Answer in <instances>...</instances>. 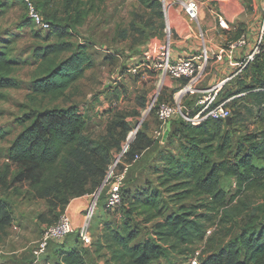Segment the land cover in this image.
<instances>
[{
	"label": "trees",
	"instance_id": "1",
	"mask_svg": "<svg viewBox=\"0 0 264 264\" xmlns=\"http://www.w3.org/2000/svg\"><path fill=\"white\" fill-rule=\"evenodd\" d=\"M75 2L48 0L36 4L45 19L52 21L48 31L62 32L56 42L35 50L42 71L33 81L32 99L38 96L56 102L94 65L86 45L76 48L66 42L65 30L69 27L55 23L65 20L70 23L71 19L63 16L79 10ZM147 4L164 21L160 1ZM86 15L84 10L75 24H81ZM66 52L71 55L57 61ZM259 59L253 64L252 82L245 84L243 81L241 90L247 92L248 97L256 93L257 99H264V92L254 91L257 86H264L261 80V77L264 79V60L259 63ZM14 65L6 53L0 52V97L3 89L15 86ZM260 104L258 130L244 135L238 132L241 136L236 145L234 136L240 122L235 116L229 121L208 119L197 126L183 118L168 124L172 133L166 145L169 147L176 141L178 146L161 157L163 167L158 185L165 190L155 188L143 193L137 197L138 205H132L127 211L132 215L137 206L144 208L145 223L152 224V232L146 239L137 240L139 233L128 219L117 227H105L97 238V251L106 250L104 264H156L173 252L193 255L199 242L206 244L200 264H264V221L255 207L264 199V105L262 101ZM87 126L88 118L75 105L57 104L38 110L15 138L0 182L7 189L15 188L16 192H21L20 186L27 187L33 198L45 200L52 209H65L73 198L95 193L102 186L116 154L122 150L131 124L127 115L119 113L100 135L89 132ZM154 145L161 146L148 133L139 131L123 158L134 161L137 155ZM258 162L263 165L259 166ZM12 168L15 170L9 177ZM227 179L236 183V191L231 194L222 187ZM123 188L124 185L121 208L125 205ZM164 192L169 194V200ZM13 221L8 201L0 199V243ZM215 225H231L229 238L218 241L217 233L209 237L208 231ZM55 264L89 263L82 249L72 247L63 252Z\"/></svg>",
	"mask_w": 264,
	"mask_h": 264
},
{
	"label": "rangeland",
	"instance_id": "2",
	"mask_svg": "<svg viewBox=\"0 0 264 264\" xmlns=\"http://www.w3.org/2000/svg\"><path fill=\"white\" fill-rule=\"evenodd\" d=\"M34 1L39 4L48 0ZM151 2L153 0H76L75 5H78L79 10L72 15L63 16L65 19H71L70 23L68 20L55 23L64 28L69 27L65 30L66 42L76 48L81 44L86 45L93 57L94 65L66 93L65 97L51 103L48 98L36 96L32 99L33 81L37 73L42 71L40 62L36 61L35 50L56 42L62 31L49 32L35 27L29 21L28 11L22 0H0V52L6 53L15 63V71L12 74L15 86L3 89V96L0 97V175L9 162L8 157L17 135L30 123V119L38 110L50 105L60 104L65 107L75 105L81 108L88 118L87 130L96 135L104 133L116 114L127 115L131 130L123 143L124 146L129 140L130 145L134 144L139 131L148 133L151 137L152 127L156 129L161 126L155 108L150 109V107L152 104L157 105V100L169 101L171 96L166 86L175 83L170 78L160 82L156 73L142 71V67H139L142 63V52L163 46L170 39L164 32L162 17L156 14L153 7L148 6L147 3L150 5ZM84 10L87 11L84 21L75 24L76 18L78 15L82 16ZM253 14L255 13L252 9L248 10L249 16ZM260 14L261 19L264 18V9ZM117 53L120 55L117 56ZM70 55V52L63 53L57 61ZM261 80L264 81L262 77ZM255 81L259 85V82ZM246 99L251 107L245 105V109L235 103V100L232 101V116L237 117V121L240 122L236 128L234 145L238 142L239 136L258 130L260 107H262L260 102L262 101L264 105V99L263 97L257 99L256 93H252ZM186 101L187 99L185 104ZM181 119L180 116L170 122ZM132 132L134 134L130 137ZM238 132H241V135ZM163 146L154 145L150 150L143 151L137 161L129 160L128 157L121 158L123 163L130 166L123 188L125 205L119 210L110 211L107 207L106 193L100 195L92 222L95 246L84 248L81 240L73 234L62 243H51L40 264L44 261L55 264L62 253L72 247L82 249L89 264H96L97 261L104 264L106 250L97 251V238L105 227H117L127 219L132 228L139 233L137 240L150 236L152 224L145 223L147 218L143 213L145 209L137 206L132 215H128L127 211L132 205H138L137 197L159 188L158 178L163 167L161 157L166 151L176 149L178 143L174 141L169 147L168 144ZM258 165L262 166L263 163L258 162ZM14 170L12 168L9 177ZM20 187L21 192H16L15 188L7 189L0 182V199L8 201L14 216L13 225L8 229L4 241L0 243V251H2L0 264L32 263V252L37 241L42 238L45 229L59 219L64 209H52L45 200L33 198L27 187ZM222 187L229 194L236 191V183L233 179L225 180ZM159 189L165 190V188ZM163 194L167 200L170 199L169 194L166 192ZM255 207L257 214L264 221V199H260ZM233 227L238 231L235 226ZM230 229L231 225L223 227L215 225L207 235L212 237L217 233L218 241L228 239L231 235ZM195 248L205 249L206 244L199 242ZM191 255V252L188 256L176 252L169 253L156 264H186Z\"/></svg>",
	"mask_w": 264,
	"mask_h": 264
},
{
	"label": "built area",
	"instance_id": "3",
	"mask_svg": "<svg viewBox=\"0 0 264 264\" xmlns=\"http://www.w3.org/2000/svg\"><path fill=\"white\" fill-rule=\"evenodd\" d=\"M27 8L28 16L35 27L48 31L52 28L42 12L38 9L34 0H22ZM162 5L164 16V32L170 39L163 45L162 53L153 63H146L149 69L158 72L160 82L167 78L174 80H183L184 84L175 92L172 101H156V109L158 118L161 121V126L154 129L152 136L161 145L166 144L165 133L168 123L177 117H182L186 122L195 126L202 124L208 119L228 120L232 117V104L236 97L245 96L248 93L244 92L237 96L218 100L217 94L223 87V83H218L214 86L213 96L199 100L201 106L198 111L193 108H188L185 100L200 92V84L204 80L206 71L205 64L208 61V54L205 52L204 57L199 60L183 59L177 63L171 62L170 47L172 43L173 33L176 27L190 21H198L200 18V2L199 0H159ZM264 9V7H263ZM219 24L223 28H227V21L219 18ZM248 46H251L250 51L245 56L241 63V69L253 65L261 56L264 55V21L255 37L251 39L248 32H243L237 39L230 40L223 48V53L230 58H234L236 53ZM257 92H264V86L254 89ZM130 142V140H129ZM129 142L126 146L123 145L122 150L115 157V160L109 166L107 175L103 182L101 193L97 191L92 194L73 198L67 207L61 213L59 219L49 225L42 238L37 241L33 249L34 260L30 264H40L42 258L48 251V248L53 242H61L70 234L76 233L84 247H91L93 244L92 222L95 215L98 199L102 192L105 191L107 199V207L110 211L119 210L123 203L122 187L130 166L122 163L121 158L128 152L130 148ZM140 155L135 157L134 161L139 160ZM78 205V207H77ZM211 230L208 231V234ZM202 249H197L196 252L188 259L186 264H200V255ZM49 264V263H47Z\"/></svg>",
	"mask_w": 264,
	"mask_h": 264
},
{
	"label": "crops",
	"instance_id": "4",
	"mask_svg": "<svg viewBox=\"0 0 264 264\" xmlns=\"http://www.w3.org/2000/svg\"><path fill=\"white\" fill-rule=\"evenodd\" d=\"M199 2V20L187 21L176 27L170 47L172 63H177L183 59L199 60L204 57L205 52L208 54V61L205 64L206 74L200 84V92L187 98L186 101V106L193 108L195 111H198L201 107L198 106L199 100L213 96L214 91L212 90L218 83H223V87L217 94L218 100L228 99L244 93L241 90L243 89V81L245 84L252 82L254 65H250L244 70L241 69L240 65L250 51L251 46L239 50L233 59L226 54H222L223 48L230 40L240 37L243 32H248L251 39L255 40L264 21V18L261 19L260 14L264 7V0H203ZM250 9L255 14L249 16L248 10ZM220 17L227 21V28L220 26ZM162 47L153 48L149 52H142V63L139 64L142 71H153L159 79L158 72L147 68L144 64L147 65L156 61L162 53ZM120 53L116 55L119 56ZM263 60L264 56L259 59V63ZM172 80L175 84L166 86L167 92L171 96L169 101H172L175 92L184 84L183 80ZM237 90L239 92L236 94L235 91ZM246 98H248L247 95L236 97L234 100L235 103L245 109V105L250 106ZM79 112L86 115V112L82 111L81 108H79ZM153 129L152 127V132ZM171 133V127L168 125L165 133L167 143L170 141ZM151 137L153 138L152 134ZM150 149L148 148L145 151Z\"/></svg>",
	"mask_w": 264,
	"mask_h": 264
},
{
	"label": "water",
	"instance_id": "5",
	"mask_svg": "<svg viewBox=\"0 0 264 264\" xmlns=\"http://www.w3.org/2000/svg\"><path fill=\"white\" fill-rule=\"evenodd\" d=\"M229 120H230V119H228L227 121H229ZM138 128H139V126H138ZM138 128H137V129H138ZM102 188H103V185H102V186L99 188V190L97 191L98 194L101 193Z\"/></svg>",
	"mask_w": 264,
	"mask_h": 264
},
{
	"label": "bare ground",
	"instance_id": "6",
	"mask_svg": "<svg viewBox=\"0 0 264 264\" xmlns=\"http://www.w3.org/2000/svg\"><path fill=\"white\" fill-rule=\"evenodd\" d=\"M133 134H134V132H132V134L130 135V137L133 136Z\"/></svg>",
	"mask_w": 264,
	"mask_h": 264
}]
</instances>
